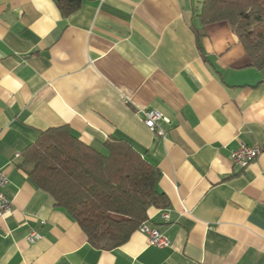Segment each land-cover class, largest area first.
<instances>
[{
    "label": "crops",
    "instance_id": "crops-1",
    "mask_svg": "<svg viewBox=\"0 0 264 264\" xmlns=\"http://www.w3.org/2000/svg\"><path fill=\"white\" fill-rule=\"evenodd\" d=\"M202 1L85 0L63 17L53 0H0V264H264V68L228 23L199 24ZM59 127L98 151L125 140L158 169L169 205L144 226L166 247L138 228L98 250L30 183L21 153ZM241 144L260 149L245 168Z\"/></svg>",
    "mask_w": 264,
    "mask_h": 264
},
{
    "label": "trees",
    "instance_id": "trees-1",
    "mask_svg": "<svg viewBox=\"0 0 264 264\" xmlns=\"http://www.w3.org/2000/svg\"><path fill=\"white\" fill-rule=\"evenodd\" d=\"M63 17L85 0H53ZM201 26L226 22L255 69L264 68V0H203ZM104 151L80 142L67 127L41 132L21 156L28 178L73 220L88 243L102 251L125 244L148 219V210L168 207L158 192V169L125 140L109 137Z\"/></svg>",
    "mask_w": 264,
    "mask_h": 264
},
{
    "label": "built area",
    "instance_id": "built-area-1",
    "mask_svg": "<svg viewBox=\"0 0 264 264\" xmlns=\"http://www.w3.org/2000/svg\"><path fill=\"white\" fill-rule=\"evenodd\" d=\"M140 118L142 123L148 129L164 137V132L157 126L159 121L164 120L161 113L156 110L141 111ZM259 154L260 149L258 147H250L241 144L239 148L232 153L231 161L234 166L245 168L247 165L253 162ZM6 183V177L2 172H0V217L8 214L12 206L11 201L5 198L2 193V189ZM161 217L163 220H167V214H161ZM139 229H141V231L146 234L149 245L156 247H166L168 245L167 238L157 230L148 228L144 226V224L141 225ZM38 239H40V236L35 233L30 234L27 238L30 243H33Z\"/></svg>",
    "mask_w": 264,
    "mask_h": 264
}]
</instances>
